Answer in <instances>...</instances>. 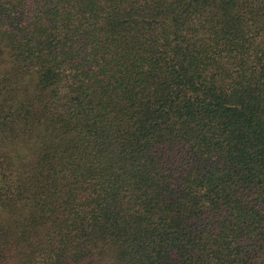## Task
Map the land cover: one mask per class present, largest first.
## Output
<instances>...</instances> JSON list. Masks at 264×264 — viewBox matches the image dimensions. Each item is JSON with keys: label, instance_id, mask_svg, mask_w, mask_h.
I'll return each mask as SVG.
<instances>
[{"label": "trees", "instance_id": "16d2710c", "mask_svg": "<svg viewBox=\"0 0 264 264\" xmlns=\"http://www.w3.org/2000/svg\"><path fill=\"white\" fill-rule=\"evenodd\" d=\"M0 264H264V0H0Z\"/></svg>", "mask_w": 264, "mask_h": 264}]
</instances>
